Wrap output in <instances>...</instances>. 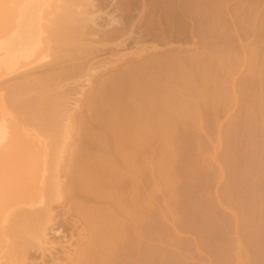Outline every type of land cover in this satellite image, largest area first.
<instances>
[{"label":"rangeland","instance_id":"374dc122","mask_svg":"<svg viewBox=\"0 0 264 264\" xmlns=\"http://www.w3.org/2000/svg\"><path fill=\"white\" fill-rule=\"evenodd\" d=\"M19 1L0 3V132L20 121L5 133L42 156L28 209L68 239L100 209L124 227L110 264H264V0ZM15 221L19 254L38 223Z\"/></svg>","mask_w":264,"mask_h":264},{"label":"bare ground","instance_id":"6f19581e","mask_svg":"<svg viewBox=\"0 0 264 264\" xmlns=\"http://www.w3.org/2000/svg\"><path fill=\"white\" fill-rule=\"evenodd\" d=\"M3 1H5V0H0V3H2ZM10 1V0H9ZM12 1V0H11ZM13 1H15V0H13ZM18 1V0H17ZM24 1H26V0H24ZM24 1H22V2H24ZM29 1V0H28ZM33 1V0H32ZM31 1V2H32ZM35 1V0H34ZM47 1V0H46ZM20 3H22L21 1H19ZM30 2V3H31ZM36 2V1H35ZM34 2V3H35ZM4 4H2V7H3V5H5V2H3ZM15 3V2H14ZM18 2H16V4H17ZM24 3H26V2H24ZM24 3H22V5L24 6V5H26V4H24ZM28 3V2H27ZM33 3V2H32ZM31 3V4H32ZM6 4H8V3H6ZM15 4V5H16ZM48 4V3H47ZM10 5V7H8L9 9L11 8V6H15V5H11V4H9ZM8 5V6H9ZM19 5V4H18ZM17 5V6H18ZM54 5V4H53ZM16 6V7H17ZM27 6V5H26ZM32 6V5H31ZM43 6H44V4H43ZM2 7L0 8V9H2ZM7 7V6H6ZM20 7V6H19ZM22 7V6H21ZM20 7V8H21ZM25 7V6H24ZM36 7H37V5H36ZM46 7V6H45ZM7 8V9H8ZM15 8V7H14ZM51 8V7H50ZM49 8V9H50ZM5 9V8H4ZM17 9L18 10H20L21 11V9H19L18 7H17ZM17 9H14V11H16ZM25 9V8H24ZM37 9H38V7H37ZM43 9H44V7H43ZM46 9V8H45ZM57 9V8H56ZM17 10V11H18ZM40 10H42V9H40ZM2 10H0V15H1V12ZM5 11V10H4ZM38 12H39V10H37ZM33 12H34V10H33ZM15 13V12H14ZM2 14H4V13H2ZM37 14V13H36ZM39 14V13H38ZM40 14H41V12H40ZM17 15H19V14H17ZM26 15V14H25ZM24 15V16H25ZM32 15H34V14H32ZM7 16H9V15H7ZM12 16V15H11ZM23 16V15H22ZM35 16V15H34ZM40 16V15H39ZM3 17V16H2ZM5 17V16H4ZM18 17V16H17ZM8 18V17H7ZM14 19H16L15 17H13ZM13 18H11V19H13ZM23 18V17H22ZM37 18V17H36ZM41 18H43L42 16H41ZM49 18V17H48ZM9 19V18H8ZM10 19V20H11ZM29 19V18H28ZM38 20H39V18H37ZM2 20V19H1ZM22 20H24V19H22ZM52 20V19H51ZM7 21V20H6ZM11 21H13V20H11ZM11 21H9V22H11ZM40 21V20H39ZM43 21L45 22V20L43 19ZM43 21H41V22H43ZM17 22H18V20H17ZM1 23V22H0ZM14 23V22H13ZM21 23V22H20ZM34 23V22H33ZM37 23V22H36ZM46 23H48V22H46ZM4 24H6L5 22H4ZM39 24H40V22H39ZM39 24H37V26L39 27ZM43 24V23H42ZM2 25V24H1ZM11 25V24H10ZM13 25V24H12ZM16 25V24H15ZM19 25V24H18ZM31 25H32V23H31ZM48 25V24H47ZM47 25H45V26H47ZM14 26V25H13ZM20 26V25H19ZM23 26V25H22ZM27 27V26H26ZM30 27V26H29ZM33 27V26H32ZM42 27V26H41ZM7 28H10L11 29V27L9 26V27H7ZM20 28H21V26H20ZM19 28V29H20ZM40 28V27H39ZM39 28H37V30H39ZM48 28V27H47ZM17 29V28H16ZM22 29V28H21ZM28 29V28H27ZM1 30H2V27H1ZM13 30V29H12ZM26 30V29H25ZM41 30V29H40ZM15 31V30H14ZM5 32L7 33V31L5 30ZM5 32H3V33H5ZM10 32V31H9ZM11 32H13V31H11ZM39 33V32H38ZM37 33V34H38ZM10 34V33H9ZM12 34V33H11ZM22 34H24V33H22ZM35 34V33H34ZM13 35V34H12ZM15 35V34H14ZM17 35H18V32H17ZM16 35V36H17ZM20 35V34H19ZM29 35H32V33H29ZM5 36V35H4ZM22 36V35H21ZM24 36V35H23ZM22 36V37H23ZM262 36V35H261ZM2 37V36H1ZM6 37V36H5ZM13 37V36H12ZM19 37V36H18ZM26 37V36H25ZM28 37V36H27ZM44 37V36H43ZM6 38H8V37H6ZM19 38H21V37H19ZM19 38H17L18 40V42H20L19 41ZM29 38V37H28ZM36 38V37H35ZM34 38V39H35ZM261 38V37H260ZM30 39V38H29ZM40 39V38H39ZM16 40V38L14 39V41ZM22 40V39H21ZM28 40V39H27ZM36 41L38 40V39H35ZM45 40H47V39H45ZM23 41V40H22ZM32 43L33 42H35V41H31ZM24 43H25V41H24ZM29 43V42H28ZM32 43H29V44H32ZM36 43V42H35ZM35 43H34V45H35ZM46 43V42H45ZM48 43V42H47ZM18 44V43H17ZM43 44H44V42H43ZM10 45H12V44H10ZM16 45V44H15ZM26 46V45H25ZM30 46V45H29ZM9 47V46H8ZM18 48H19V46H17ZM35 47V46H34ZM11 48V47H10ZM12 49V48H11ZM17 49V48H16ZM15 49V50H16ZM21 49V48H20ZM24 49V48H23ZM29 49V48H28ZM34 48H33V46H32V50H33ZM211 49V48H210ZM9 50V49H8ZM30 50V49H29ZM29 50H26L25 52H29ZM32 50H30V51H32ZM36 50V49H35ZM13 51V50H12ZM17 51V50H16ZM22 51H24V50H21V52ZM34 51V50H33ZM20 52V51H19ZM18 53V52H17ZM23 53V52H22ZM37 53V52H36ZM35 53V54H36ZM5 54V53H4ZM25 54V53H24ZM39 54V53H38ZM2 55H3V53H2ZM19 55V54H18ZM33 55V54H32ZM0 56H1V53H0ZM4 56V55H3ZM22 56V55H21ZM13 57V56H12ZM30 57H31V55H30ZM18 58V57H17ZM29 58V57H28ZM2 60H4L3 58H2ZM30 60V59H29ZM34 60V59H33ZM37 60V59H36ZM34 62V61H33ZM22 63V62H21ZM23 64V63H22ZM24 66V65H23ZM22 66V67H23ZM27 67V66H26ZM38 68V67H37ZM20 69V68H19ZM4 71V70H3ZM5 72V71H4ZM29 72V71H28ZM35 72V71H34ZM1 73H3L2 71H1ZM36 73V72H35ZM7 74V73H6ZM1 75V74H0ZM0 77H2V76H0ZM33 80V79H32ZM5 82V81H4ZM16 82V81H15ZM2 86V85H1ZM0 86V87H1ZM4 87V86H3ZM9 99V98H8ZM13 102V101H12ZM13 105V104H12ZM1 117V116H0ZM17 120V119H16ZM18 121V120H17ZM16 121V122H17ZM6 122L8 123L9 121L8 120H6ZM14 123L15 125H17V124H19V122H17V123ZM12 123V122H11ZM10 122H9V124H11ZM8 124V125H9ZM8 125L6 126V128L4 129L5 131H3V129L1 130V132L0 133H2V131L4 132V134H5V136H4V138H3V135L4 134H0V136H2V138L4 139V141H3V139L0 137V141H3V142H0V144L2 143H4V145L6 146H3L2 148H1V146H0V210H3L4 211V209H6L5 211H7V212H5L4 214L3 213H1L2 211H0V214H1V216L2 215H4V216H2L3 218L1 219V220H4L3 222H4V224H3V222L0 220V222H2V224L0 223V225H1V229L3 228V229H5L7 232H5V230H4V232L5 233H3L2 231H3V229L0 231L1 232V234H3L4 235V238H5V240L4 241H6V243H8V244H5L4 245V243H0V246H3V247H6V245H9V249H7L6 250V252L8 253V251H9V254H10V256L8 255V257H10V258H8L7 256H6V254H5V256H4V254L2 253L5 249L3 248V250L2 251H0V253L1 254H3L2 255V257H1V255H0V257L1 258H3V259H6L5 257H7L8 259H13V258H15L14 256H12L11 257V253L13 252V253H15L16 255L18 254L16 251H14L15 249H16V246L15 245H17V243H15V241L14 240H16L14 237V239L12 238V237H10V228L12 229V230H14L15 228H17V227H15V228H12V227H14L13 225L15 224H17L18 222H16L15 221V219L16 218H18V220L19 221H23V220H33V221H35L34 223L36 224V223H38L39 224V226H38V224H37V228H38V231H34V232H36V233H34V236H35V234H36V236H37V238H36V242H37V244L38 245H36V246H34V245H32V246H34L33 247V249H32V246H28V247H25L26 249H25V251H24V249L22 250L21 249V251H22V253H23V251H24V253H23V256L22 257H20L21 255H19L20 253H21V251H18L19 252V254H18V256H16V257H19V258H15V259H18V260H16L15 262H13L12 264H110V263H112L111 261L114 259V258H112V260H109V257H110V259H111V257H112V255H114L115 254V252H116V250L118 251V249L117 248H119V247H121L122 245L121 244H123V243H121V242H123V240H124V237H123V240H122V236H121V233H123V232H121L122 230H124V227L122 228H120V223L119 222H117L116 220L115 221H113V222H108V223H106V222H103V219L102 218H105L106 217V214H104L103 212H101L100 211V209H99V211H98V214L95 212V214L93 213V214H91L90 212H88V209H87V211H86V213H85V215H84V217H83V219H84V222H85V228H83L84 227V225H83V229H82V231L81 232H78V234L76 235L77 237H79V238H77L76 236H75V234H72L71 233V238H67L68 236H67V234H66V232H64V230H62L61 228H59L58 227V223H57V218H55L53 215H52V213H49V212H47V213H49V214H46L45 216H43V212L42 211H40L41 212V214L39 213V211L38 210H40V209H38L37 210V212L35 211L36 209H33L32 210V212L30 211V209H28V208H30L31 206H32V204H30L28 201L30 200V198H32V196L30 195V194H28V193H31L32 191H33V189H35L36 188V186H35V183L34 182H36L37 181V179H38V177L39 176H37V178H36V173L34 172V170H38L37 168H33L32 169V172L33 173H35L34 175V177L33 178H36V180H34V179H32V180H34V182L32 181V180H30L31 179V177L33 176H31V173H30V171L29 170H26L27 169V167L29 166V168H30V166H32V167H35V166H33V165H31L30 163H28L29 161L33 164L34 162H35V164H37V165H39L40 163H42L40 160H41V158H42V156L40 157V159H38L37 158V160H39L40 161V163L36 160V161H34L35 160V157L37 156H40V155H38V153H37V149H36V147L35 146H37V145H35V146H31L30 144H31V142H26L27 141V139L25 140V142H23V140L24 139H22L21 140V138L19 139V138H17L18 137V135L19 134H14V131H15V129H16V127H15V125L14 126H12V128H11V125L9 126L10 127V129H12V131H13V134L14 135H17V137H16V139H17V142H18V139L20 140V141H22L24 144H22L21 143V145H25V143H28V144H26V148H25V146H20V141L18 142V147L16 146V145H14V142H16L15 140H14V142H13V145H11L12 144V140L15 138L13 135H12V137L13 138H9V136L12 134V132H11V134L10 133H8V134H10L9 136H8V134L7 133H5L6 132V130L8 131V130H10L9 128H8ZM22 124H20L19 126H21ZM160 126V125H159ZM13 127H15L14 129H13ZM18 127V126H17ZM23 127V126H22ZM21 128V127H20ZM23 129V128H22ZM22 129H20V130H22ZM164 129V128H163ZM23 130H25V129H23ZM16 132V131H15ZM17 132H21V131H19V127H18V129H17ZM24 132H26V131H24ZM21 134V133H20ZM28 135V134H27ZM7 136H8V138H7ZM24 137H25V133H24V135H23ZM5 137L7 138V139H10V140H6L5 139ZM21 137H22V135H21ZM23 138V137H22ZM31 138H32V136H31ZM30 140V139H29ZM5 141H7V143L8 144H10V146L8 145L7 146V143L5 142ZM11 143H10V142ZM118 141V140H117ZM32 142H33V140H32ZM6 143V144H5ZM1 144V145H2ZM28 145H30V147L28 146ZM12 146H15V147H13L12 148ZM9 147V148H8ZM20 147V148H19ZM25 149H24V148ZM31 147H35V151L33 150V151H30V148ZM11 148V149H10ZM21 148H23V149H21ZM27 148H29V152L27 151ZM32 149V148H31ZM117 149V148H116ZM27 151V152H26ZM38 151H40V150H38ZM33 152H35V153H33ZM31 154V153H33V157H34V154H37L33 159L34 160H31V158H30V160H28L29 158H28V156H30V155H28V154ZM31 157V156H30ZM25 158H27V159H25ZM27 162H26V161ZM77 160V159H76ZM32 161H34V162H32ZM83 161H84V159H83ZM25 162H26V164H25ZM38 162V163H37ZM30 164V165H29ZM43 164V163H42ZM26 166V169L24 168L25 166ZM28 165V166H27ZM105 165V164H104ZM128 165H130V164H128ZM83 167V166H82ZM100 167V166H99ZM129 167V166H128ZM28 168V169H29ZM38 168H40V167H38ZM85 168V167H84ZM130 168V167H129ZM132 168V167H131ZM130 168V169H131ZM134 168L135 167H133V170H134ZM43 169V168H42ZM67 169V168H66ZM82 169V168H81ZM58 170V169H57ZM83 170V169H82ZM81 170V171H82ZM85 170H86V168H85ZM115 170V169H114ZM39 171V170H38ZM41 171V170H40ZM38 172V175H40L39 173H41V172ZM80 171V170H79ZM87 171V170H86ZM107 171H108V169H107ZM73 172V171H72ZM32 173V174H33ZM57 173V172H56ZM99 173H100V171H99ZM105 173V172H104ZM115 173V172H114ZM118 173V172H117ZM129 173V172H128ZM79 174H81V173H79ZM88 174V173H87ZM101 174V173H100ZM99 174V175H100ZM103 174V173H102ZM74 175V174H73ZM83 175V174H82ZM82 175H80V180H82L81 178H83V177H81ZM132 175V174H131ZM57 176V175H56ZM77 176V175H76ZM85 176V175H84ZM133 176V175H132ZM58 177V176H57ZM88 177H90V176H88ZM102 177V176H101ZM103 177H105V175H103ZM75 178V177H74ZM85 178L86 177H84V180H85ZM87 179V178H86ZM89 179V178H88ZM91 179V178H90ZM99 179V178H98ZM55 180L57 181V179L55 178ZM84 180L83 181H81V182H84ZM30 181H32L33 183H34V186L32 185L31 186V183L32 182H30ZM39 181V180H38ZM30 182V183H29ZM89 182V181H88ZM38 183H40V182H38ZM38 183H36V184H38ZM57 183V182H56ZM55 183V184H56ZM61 183V182H60ZM59 183V184H60ZM90 183V182H89ZM26 184H28V185H26ZM59 184H58V186H59ZM73 184V183H72ZM76 184H77V182H76ZM80 184H82V183H80ZM92 184V183H91ZM95 184V183H94ZM39 185V184H38ZM37 185V186H38ZM83 185V184H82ZM27 186V187H26ZM28 186H30V188H32V189H30V188H28ZM80 186V185H79ZM84 187L85 186H88L89 187V184L88 185H83ZM35 187V188H34ZM60 187V186H59ZM84 187H83V189H84ZM79 188V187H78ZM90 188V187H89ZM27 189V190H26ZM38 189V188H37ZM58 189V188H57ZM82 189V190H83ZM29 190H31V192H29ZM59 190V189H58ZM81 190V191H82ZM85 190L87 191V188H85ZM28 191V192H27ZM34 191H36V190H34ZM57 192V191H56ZM83 192V191H82ZM88 192V191H87ZM91 192V191H90ZM34 193V192H33ZM36 193V192H35ZM85 193V191L83 192V194ZM26 195V194H28V195H30L29 197H28V199L25 197V199H22L20 196L21 195ZM32 194V193H31ZM80 194V193H79ZM101 194V193H100ZM104 194V193H103ZM59 195V197H60V194H58ZM57 195V196H58ZM67 195V194H66ZM51 196V195H50ZM64 196H65V194H64ZM81 196H83L82 194H81ZM94 196V195H93ZM20 197V198H19ZM23 197V196H22ZM58 197V198H59ZM62 197V196H61ZM69 197V196H68ZM84 197H86V196H84ZM89 197V196H88ZM87 197V198H88ZM17 198H18V200H17ZM24 198V197H23ZM65 198V197H64ZM96 198V197H95ZM94 198V199H95ZM101 198V197H100ZM14 199H16V201H17V205L16 204H14L13 203V200ZM20 199V200H19ZM22 199V200H21ZM60 200H62L61 198H59ZM23 200L26 202H23ZM69 200V199H68ZM96 200H98V198L96 199ZM103 199H101V201H102ZM19 201V202H18ZM20 201H22L21 203H20ZM100 201V202H101ZM104 201V200H103ZM53 202V201H52ZM18 203H20V204H18ZM28 203V204H27ZM33 203V202H32ZM54 203V202H53ZM56 203V202H55ZM75 203V202H74ZM78 203V202H77ZM80 203V202H79ZM16 205L15 207H17V208H15L14 206H13V209H12V205ZM50 204V203H49ZM114 204V203H113ZM121 204H122V202H121ZM121 204H120V207H121ZM47 205V204H46ZM51 205H53L52 203H51ZM76 205V204H75ZM75 205H73V207L75 206ZM80 205V204H79ZM79 205H76V206H79ZM82 205V204H81ZM111 205V204H110ZM20 206V208H18ZM94 206V205H93ZM109 206V205H108ZM113 206H115V204L113 205ZM21 207H22V210H23V213H22V211H20V209H21ZM33 208H36V207H34V205L32 206ZM71 207V206H70ZM81 207V206H80ZM97 207V206H96ZM118 207V206H117ZM143 207V206H142ZM145 207V206H144ZM46 208V207H45ZM69 208V207H68ZM75 208V207H74ZM105 208V207H104ZM122 208V207H121ZM131 208V207H130ZM9 209V210H8ZM11 209L13 210V211H11ZM14 209H18L17 211H15ZM83 209H84V207H83ZM82 209V210H83ZM91 209V208H90ZM95 209V208H94ZM118 209V208H117ZM42 210V209H41ZM74 210V209H73ZM81 210V211H82ZM113 210V209H112ZM114 210H116V209H114ZM142 210V209H141ZM14 211H15V213H14ZM18 211H20V212H18ZM34 211V212H33ZM84 211V210H83ZM95 211H97V209L95 210ZM122 211V210H121ZM127 211V210H126ZM12 212V213H11ZM74 212V211H73ZM76 212H78V211H76ZM94 212V211H93ZM99 212H100V214H99ZM108 212V211H107ZM110 212H112V211H110ZM117 212V211H116ZM123 212V211H122ZM122 212H120V213H122ZM125 212V211H124ZM16 214V215H18V217L17 216H15L14 214ZM20 213V214H19ZM69 213V212H68ZM67 213V214H68ZM79 213V212H78ZM87 213H88V215H87ZM103 213V214H102ZM145 213V212H144ZM66 214V213H65ZM82 214V213H81ZM81 214H77V219H78V215H81ZM102 214V215H101ZM115 212L114 213H112L111 215L113 216V217H115ZM128 214V213H127ZM133 214V213H132ZM132 214H129L130 216L132 215ZM140 214V213H139ZM71 215H72V213H71ZM74 215V214H73ZM105 215V216H104ZM121 215V214H120ZM128 215V216H129ZM145 215V214H144ZM144 215H143V217H144ZM1 216H0V218H1ZM103 216V217H102ZM119 216V215H118ZM118 216H116V217H118ZM124 216H126V217H128L127 215H126V213L125 214H123V217ZM129 216V217H130ZM140 216V215H139ZM76 217V216H75ZM113 217H111L112 218V220L113 219H115V218H113ZM119 217H121V216H119ZM125 217V218H126ZM128 217V218H129ZM141 217V216H140ZM143 217H141V218H143ZM135 218V217H134ZM141 218H139V219H141ZM73 219V218H72ZM76 219V218H75ZM144 219V218H143ZM66 220V219H65ZM82 220V219H81ZM126 220V219H125ZM133 220V216L131 217V221ZM135 220H137V217H136V219H134L132 222L130 221V223L132 224H130L129 223V225H130V229L129 230H131V227L132 226H134V225H136V226H134V229L136 228V227H139L140 228V225H139V222H137L136 223V221ZM80 221V220H79ZM105 221V220H104ZM107 221H108V218H107ZM138 221V220H137ZM142 222V221H141ZM124 223H125V221H124ZM135 223V224H134ZM80 223H78V225H79ZM137 224H138V226H137ZM142 224V223H141ZM22 225V224H21ZM27 225H29V224H27ZM77 225V226H78ZM128 225V224H127ZM23 226V225H22ZM124 226V225H123ZM26 227V226H25ZM30 227H32V226H30ZM36 228V229H37ZM121 230H120V229ZM25 229V228H24ZM127 230H128V227L126 228ZM17 230V229H16ZM15 230V231H16ZM18 230H19V225H18ZM137 229H135V231H136ZM10 231V232H9ZM80 231V230H79ZM119 231H120V233H119ZM131 231H133V230H131ZM85 232V233H84ZM130 232V231H129ZM128 232V233H129ZM6 233H8V234H6ZM70 233V232H69ZM135 233V232H134ZM136 233H137V231H136ZM0 234V235H1ZM13 234V233H12ZM17 234V233H16ZM132 234H133V232H132ZM131 234V235H132ZM123 235V234H122ZM134 235V234H133ZM137 236H138V234H136ZM140 236H141V234H139ZM22 236V235H21ZM1 237H3V236H1ZM0 237V241H2V238ZM52 237H54V239H57V241H54V240H51L52 239ZM74 237H76L77 239H79V240H81V239H83V242H84V237H85V240H89V243H88V245H86L85 247H83L82 245V248H77L75 245H74V243L73 242H75L74 241V239L76 240V238H74ZM22 238V237H21ZM20 238V239H21ZM25 238V237H24ZM140 238V237H139ZM142 239V238H141ZM122 240V241H121ZM140 240V239H139ZM19 241V240H18ZM143 241V240H142ZM17 242V241H16ZM23 242V241H22ZM139 242H141V241H139ZM28 243V242H27ZM121 243V244H120ZM2 244V245H1ZM85 244H86V242H85ZM120 244V246H118ZM10 245H13L11 248H10ZM23 245V244H22ZM26 245V244H25ZM15 246V247H14ZM18 247H19V245H18ZM140 247H141V244H140ZM1 248V247H0ZM14 248V249H13ZM21 248V247H20ZM19 248V249H20ZM124 248H126V247H124ZM18 249V248H17ZM18 249V250H19ZM135 249V248H134ZM13 250V251H12ZM123 249L121 248V251H122ZM140 250V249H139ZM134 251V250H133ZM21 253V254H22ZM14 254V255H15ZM117 254V253H116ZM138 255V254H137ZM114 256H116V255H114ZM116 258V257H115ZM11 259V260H12ZM140 259V258H139ZM5 261V260H4ZM4 261H2L1 259H0V262L1 263H3ZM14 261V260H13ZM141 261V260H140ZM11 262V261H10ZM71 262H73V263H71ZM107 262H109V263H107ZM135 263V262H134ZM162 263V262H161ZM132 264V263H131Z\"/></svg>","mask_w":264,"mask_h":264}]
</instances>
